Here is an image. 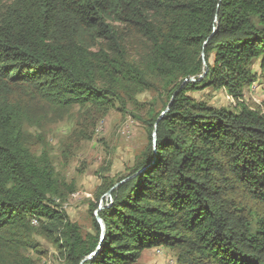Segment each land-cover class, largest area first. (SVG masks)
Here are the masks:
<instances>
[{
	"label": "trees",
	"instance_id": "1",
	"mask_svg": "<svg viewBox=\"0 0 264 264\" xmlns=\"http://www.w3.org/2000/svg\"><path fill=\"white\" fill-rule=\"evenodd\" d=\"M257 59L264 69V0H14L0 8V264H37L26 254L36 236L62 264H79L99 243L83 264H136L154 247L173 251L175 264H264V110L244 99ZM153 88L165 99L160 112L149 110L147 147L92 204L94 212L130 177L98 212L100 242L93 213L92 232L82 234L56 208L53 198L73 186L63 187L45 150L31 152L25 125L43 118L37 106L45 116L73 107L103 115ZM206 88L225 90L234 110L189 94Z\"/></svg>",
	"mask_w": 264,
	"mask_h": 264
},
{
	"label": "rangeland",
	"instance_id": "2",
	"mask_svg": "<svg viewBox=\"0 0 264 264\" xmlns=\"http://www.w3.org/2000/svg\"><path fill=\"white\" fill-rule=\"evenodd\" d=\"M13 1L0 0V8ZM252 69L257 80L245 89L244 99L251 107L264 110V69L260 68L259 59ZM189 94L209 105L234 110L225 90L206 88ZM164 99V91L153 88L138 94V103L130 104L127 110L118 107L103 115L73 107L59 116H45V111L37 106V113L43 118L35 125H25L31 152L39 155L45 150L63 187L73 186L71 192L64 189V198L53 199L56 208L66 213L82 234L92 232V204L102 183L126 175L136 156L147 147L149 110L160 112ZM105 194L98 201L99 210L110 199ZM35 238L37 249L28 250V256L37 264H62L44 238ZM136 264H175V253L163 247L146 249Z\"/></svg>",
	"mask_w": 264,
	"mask_h": 264
},
{
	"label": "water",
	"instance_id": "3",
	"mask_svg": "<svg viewBox=\"0 0 264 264\" xmlns=\"http://www.w3.org/2000/svg\"><path fill=\"white\" fill-rule=\"evenodd\" d=\"M215 30H216V27H214V29H213L211 35L215 32ZM211 35H210V36H211ZM210 36H209V38H210ZM209 38H208V39H209ZM206 42H207V40L203 43V49H202V51H201V53H200L201 58H202V61H203V65H204V66H205V52H204V46H205ZM205 67H206V66H205ZM205 73H206V70H205V71L199 76L198 80H201V79L203 78V76H204ZM189 80L195 81L194 78H190ZM175 94H176V92H175V93L173 94V96L171 97V99H170V101H169V103H168L166 109L161 113V115H162L164 112L168 111L169 107H170L171 104H172V101H173V98H174V95H175ZM156 126H157V123H155V125H154V130H153V133H152V137H153V142H154V143H155V141H156ZM128 178H130V177H126V178H124V179L118 181L117 183H115V184H114V185H113V186H112V187L106 192V194H105L106 197L111 198L112 190H113L114 188H116L120 183L124 182V181H125L126 179H128ZM100 202H102V201H100ZM106 206H107V205H106ZM100 208H101V205L98 206V209H95V210H94L93 214H94V217H95L96 222L99 224L100 229H101V233H100V242H101L102 240H104V238H105V236H106V225H105V223H104V220L100 217V215H99V213H98ZM99 248H100V243H99L97 249H96L95 251H92V252H91L90 254H88L85 258H83V259L80 261L79 264H83L84 261H86V260H88V259H92L93 256H94V255L97 253V251L99 250Z\"/></svg>",
	"mask_w": 264,
	"mask_h": 264
},
{
	"label": "built area",
	"instance_id": "4",
	"mask_svg": "<svg viewBox=\"0 0 264 264\" xmlns=\"http://www.w3.org/2000/svg\"><path fill=\"white\" fill-rule=\"evenodd\" d=\"M32 223H35V221L33 220ZM156 252L159 253L160 251L157 249Z\"/></svg>",
	"mask_w": 264,
	"mask_h": 264
}]
</instances>
